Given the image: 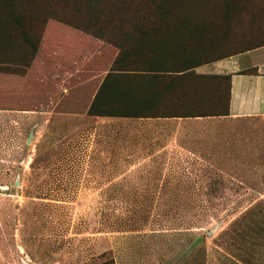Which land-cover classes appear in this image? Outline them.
I'll return each instance as SVG.
<instances>
[{
	"label": "rangeland",
	"instance_id": "374dc122",
	"mask_svg": "<svg viewBox=\"0 0 264 264\" xmlns=\"http://www.w3.org/2000/svg\"><path fill=\"white\" fill-rule=\"evenodd\" d=\"M14 1L97 34L107 32L109 13L141 1L157 10L152 0ZM43 25L30 22L37 41ZM66 29L53 25L48 43L65 44ZM211 39L202 58L257 37ZM73 41L80 61L74 54L48 71L31 61L0 79V264H264V203L251 204L258 197L220 195L203 165L185 158L129 163L155 149L124 157L122 125L81 116L111 46Z\"/></svg>",
	"mask_w": 264,
	"mask_h": 264
},
{
	"label": "crops",
	"instance_id": "0c3cea01",
	"mask_svg": "<svg viewBox=\"0 0 264 264\" xmlns=\"http://www.w3.org/2000/svg\"><path fill=\"white\" fill-rule=\"evenodd\" d=\"M210 6L202 12H187L191 25L197 23L205 29L204 34L223 35H264V0H200ZM237 2L247 6L235 7L231 11L227 26L212 28V23L222 19L225 2ZM211 22V24H209ZM209 25V26H207ZM194 34V28L184 30ZM219 34H213L212 32ZM160 37L171 33V30H159ZM224 31V32H223ZM176 32V31H175ZM175 34V33H174ZM180 32L176 33L179 35ZM162 42L130 46L126 62L165 64V66H190L196 75L205 79H229L225 82L226 109L199 116H158L130 117L88 115L96 124L122 125L124 157L138 155L141 149H155V152L142 154L137 158L127 159L129 163H144L155 154L167 157L165 164L182 162L171 161V157L185 158L190 165H203L206 182L210 180L214 187L218 186L220 195L239 197H258L255 201L264 203V44L252 47L235 54L221 56L211 60L194 62L185 56L194 47L183 41L174 44ZM168 44V45H167ZM187 44V45H186ZM111 58L109 68L118 56L119 48L110 45ZM170 51V57L164 54ZM250 69H255L249 72ZM195 75L171 79H198ZM104 78V77H103ZM102 78V79H103ZM144 79V77H140ZM169 79V78H167ZM102 80L95 88L97 92ZM94 93V95H95ZM216 96V86L207 91ZM87 110V109H86ZM79 115V114H77ZM120 134V131H118ZM184 163V160H183ZM179 164V163H178ZM217 184V185H216ZM211 187V186H210ZM208 188V187H207ZM254 202V203H253Z\"/></svg>",
	"mask_w": 264,
	"mask_h": 264
},
{
	"label": "trees",
	"instance_id": "16d2710c",
	"mask_svg": "<svg viewBox=\"0 0 264 264\" xmlns=\"http://www.w3.org/2000/svg\"><path fill=\"white\" fill-rule=\"evenodd\" d=\"M199 1L152 0L157 8L155 12L145 11L141 1L132 10L127 7L122 12L109 13L103 18L106 20L107 32L97 34L86 26L69 24L62 18L53 17L28 5L16 3L17 1L0 0V79H5V71L14 72L24 67L29 69L32 66L31 61H34L32 66L34 70L37 68L39 71L46 69L48 71V68L58 67L64 61L68 62V58L74 54L80 57V61L83 57L80 55L82 49L80 44L75 43L73 39L76 37L85 42L90 37L107 41L109 45L119 48V53L111 67L107 69L97 92L90 101L86 110L88 115L158 117L199 116L210 112H220V109H226L227 99L224 86L225 82L229 83L227 82L229 79H205V77L196 75L192 70L190 71L191 67L186 64L175 67L165 66L163 63L141 65L139 62L125 61L130 46L137 48L140 45H152L150 43L154 45L157 41L162 42L160 38L170 45L177 40L193 44L194 47L184 54L186 58H193L196 63L235 54L264 44V35H229L226 33L228 30H225L223 35L204 34L206 30L199 23L192 26L191 19L183 16L187 12H202L204 8L210 6L205 1ZM224 6L223 20L212 23V28L219 25L227 26L231 22L229 21L231 11L236 6L245 7L247 5L239 2L236 4L232 1L225 2ZM14 8L20 12L15 13ZM35 20L42 21L46 25L39 35V38H42L41 41H37L32 33L31 28L34 30L35 25L33 24L30 28V22ZM53 25L67 27L65 33L68 35L70 32L71 37L66 40L65 44L52 46L48 43ZM191 28H194L195 35L181 30L191 31ZM159 30H171L172 32L160 37ZM177 32L180 34L176 35ZM212 33L219 34L214 30ZM212 36L257 37V40L252 43L247 40L246 43L239 44L233 48V51L226 54L202 58L205 56L203 53L211 46ZM88 52L93 54L94 49ZM151 53L164 54L169 57L175 54L170 51ZM253 70L255 69H250L249 72ZM189 75H195L194 77L198 79H171L174 76ZM43 85L44 83L41 82V86ZM214 86L217 89L216 96L208 95L207 91Z\"/></svg>",
	"mask_w": 264,
	"mask_h": 264
}]
</instances>
